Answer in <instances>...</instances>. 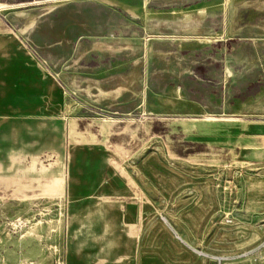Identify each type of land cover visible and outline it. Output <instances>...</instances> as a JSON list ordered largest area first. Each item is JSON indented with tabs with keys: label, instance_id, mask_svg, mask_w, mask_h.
<instances>
[{
	"label": "crops",
	"instance_id": "1",
	"mask_svg": "<svg viewBox=\"0 0 264 264\" xmlns=\"http://www.w3.org/2000/svg\"><path fill=\"white\" fill-rule=\"evenodd\" d=\"M263 1L264 0L252 1L249 3V6L264 10ZM240 40L242 41L237 51L225 57H220L219 55L224 54L229 48L227 47L225 49L224 44L222 46L218 45V43L213 40L200 42V48L197 47L199 45L196 47L193 46L194 44L187 46V56H192L200 50L199 54L206 55L202 58H214L216 67H219L220 64H225L227 57L233 64L247 61L250 71L244 74L243 78H248L250 80L254 77V69H256L253 54L251 50L241 51V47L244 41H246L250 47H253L258 40ZM34 69L35 73L32 75L31 72ZM41 69H43V67L40 60L17 33L6 25L2 29L0 28V73L2 72L4 75L6 74L9 77H14L15 80L17 79V88L19 89V94L6 108L7 115L0 117V179L3 185L6 186L5 189L7 192L13 194L28 193L27 197H29V194L34 191L35 185L43 183L50 169L49 165L51 163H56L51 162L49 157H51V155L53 156L55 153L61 152L60 150L56 151L51 149L50 146H58L60 138L65 131L67 138L65 147L66 153L75 155L74 164L71 165L67 163L66 169L67 172L76 175L78 183L70 188L65 187L62 192V196L65 199L66 218L63 264H180L187 262V260H182L185 257H179L178 259L176 256H169V253L171 249L181 248L182 246V243L176 241L175 233L177 231H179L180 234L183 233L185 237L184 244L186 246L192 243L188 236V234H191V236L193 234L192 226L188 224H185L184 227L178 226L172 218H169L170 222L167 220L165 224H162L160 223L159 217L162 215V212L164 213L166 208L164 204L162 207V201L177 202L182 200L189 201L185 204L184 208H186L185 217L187 218L190 216L188 210H192L194 208L192 204L195 200L199 199L198 187L194 186L193 177H165L157 173V171L161 169V165L165 164L160 161L162 160L160 156V160H157L159 162H156L154 159L152 161L146 160L149 155H160V149L157 146L160 144L161 139L156 137L148 139L154 141V150L142 157L134 165L129 162V160L133 155L138 154L144 145L132 153L127 159H123L116 149L110 145L89 150L75 149L71 145L70 139L80 128L86 129L94 127L98 130L100 139L106 141L110 137L111 132L118 128L119 125L107 128L99 126L98 120L94 119L40 117L39 115L47 110L61 109L63 106V100L56 103V100L34 97L36 91L38 94L43 91L37 83V79H40L43 74ZM113 69L114 68L105 69L102 72ZM131 69L120 70L114 74H127ZM223 69L222 83L225 84L227 82L226 69ZM97 73L98 71L89 77L103 79L110 76L107 75L97 78ZM213 74L215 76L219 75L217 71H214ZM169 82H173L174 84L165 87L167 83L164 89L157 93L145 88L142 104L131 113H134L145 104L146 92L148 90L154 96H163L167 93V89L173 86V93L170 98L173 100L184 98L185 103H174L169 105L167 110L163 113L157 114L156 117H148L149 119L157 121H181L202 119L207 116L223 117L222 115L212 114L213 111L203 112L196 105L195 102L197 101L186 98L183 86L175 83L173 80ZM29 83L33 84V87L30 86ZM250 84H252V89L249 93L254 90L264 89V65H261V71L257 74V80L249 81L246 91L242 94H245L249 90ZM198 87L201 89L204 88L203 85H198ZM239 87H241V84L236 86L238 89ZM190 91L193 93L194 89L190 88ZM220 93L223 95L225 104L223 89H212L202 93L198 97L205 96L206 101L211 100V102L218 103ZM208 94H210L209 97H207ZM242 94L235 95L233 98ZM191 96L194 97L193 95ZM263 98L264 93L256 100L245 105L241 110V114L245 108L253 106ZM230 100L228 105H230ZM209 101L208 103H210ZM191 104L195 106L193 107ZM231 109H233V113L229 115H234L235 108L232 107ZM223 115L228 114L223 112ZM105 119L106 121L115 120L118 123V119L120 118L113 119L106 117ZM133 121L136 120L133 119ZM62 122H65L66 129ZM249 123H252L253 127L250 129H243L242 131H221V128L218 127L214 130L212 129L210 132L201 134L189 133L182 131L180 128H176L172 131L176 132L174 136L181 139V141H190L198 144L202 147L201 149L209 150L216 155H230L233 160L239 162H244L249 165L258 164L259 166H264V120L249 121ZM71 128H73V130ZM125 136L127 135L125 134L124 137ZM107 153L129 172L134 181L140 186L154 205L153 212H149L148 210L144 212L148 218L140 225L139 236L135 244L132 242L134 229L128 222L127 216L129 212L138 210L139 206L137 202L135 200L130 202L125 201L123 204L117 203L111 207L99 204V199L102 196L97 190L103 174L99 162L104 159V155ZM171 154H173L171 151L163 153L166 159L167 157L174 159L171 163H168L169 165L178 167V163H180L182 165L186 164L191 166L195 164L204 167V164L201 162L195 163L187 159V157ZM164 162L167 163L168 160ZM133 167L138 169L142 180H138L132 175ZM118 174L119 170L116 169L114 171L116 180L120 179ZM111 180L113 184H116L114 178ZM255 182L256 183L248 189L249 202L247 203L252 209L259 208L258 206L261 203L260 198L264 195V190L259 187L262 182ZM55 191L58 192V190ZM173 207V203H170V208ZM249 213L251 216L253 215L250 211ZM259 214H262V212H259ZM69 215H72L73 218L72 222L67 223V217ZM163 215L166 216V214ZM175 215L182 217L179 213L177 214V211ZM168 217H172V215L169 214ZM171 222L172 224H170ZM207 226L208 225L204 228L201 226L200 231L202 230L201 232H203V234H206L205 231ZM259 230L264 232V225L260 226ZM232 244V248L238 251L233 264H264V255L259 257L257 253L260 247L246 250V243L243 242L242 239H238V241L234 240ZM163 250H165L166 253L160 254V251ZM251 254H254L255 257L251 258ZM199 264H208V262L204 261L203 263V261H200Z\"/></svg>",
	"mask_w": 264,
	"mask_h": 264
},
{
	"label": "rangeland",
	"instance_id": "2",
	"mask_svg": "<svg viewBox=\"0 0 264 264\" xmlns=\"http://www.w3.org/2000/svg\"><path fill=\"white\" fill-rule=\"evenodd\" d=\"M94 1L106 8H111L113 11L117 10L124 15H127L126 11L138 15H144L145 13L141 9L142 0ZM220 2L224 7L227 6V0H220ZM5 4L7 3L0 0V16L7 13L3 11L7 8ZM57 15H59L56 18L61 24L60 28L64 29L66 33L65 39L59 36L57 29H53V27L51 28L52 30L50 27L49 29L47 28L49 33L43 30L30 38L39 48L42 47V44H45L53 49L54 55H51L50 52H43V55L55 62L61 60L63 55L59 53L64 51V49L67 51L65 56H68V45L74 35V25L78 24L73 20V16L63 19L61 14ZM253 17L254 15L251 12L247 20L250 21ZM50 24L49 21L48 26ZM78 29L81 30L80 35H83L82 38L90 35L87 34L89 33L87 27L81 26ZM14 32L25 42L19 32ZM224 39L225 42L223 44H225L224 47L226 49L227 37L225 36ZM25 44L32 50L28 43L25 42ZM193 46L200 48V42H195ZM32 52L40 60L43 67L41 69L43 74L40 79H37V83L43 91L39 94L36 91L34 97L56 100L57 103L63 100L65 94L73 96L60 82L57 73L51 69L52 65L50 66L47 61H44L33 50ZM56 66L57 63L52 67ZM208 66L209 64L204 63L198 65V68L202 69V67ZM111 68L114 69L107 72L98 71L96 77L112 76L111 74L120 70L131 69L132 65L127 60L113 59ZM31 73L33 75L35 69ZM29 85L33 87V84L29 83ZM172 88L174 87L170 86L167 89V93L163 96H154L148 90L145 104L134 113L105 115L108 118H120L118 123H116V125H119L118 128L111 132L110 137L106 141L100 139L98 130L94 127L80 128L70 139L71 145L75 149L86 150L110 145L116 149L123 159H127L141 146L144 145L145 147L150 143L151 140L148 139L152 137L161 139L160 144L157 146L160 149V155H149L146 160L152 161L154 159L159 162L157 160H160V156L162 159L160 161L163 164L165 163L161 165L159 172L157 171L161 176L193 177L194 186L198 187L199 196V199L192 204L194 208L188 210L190 216L187 218L185 217L186 208L184 206L189 201L161 202L162 207L164 204L166 208L159 217L160 223L165 224V221L167 222L169 218H172L178 226L184 227L185 224H188L192 226L193 230L192 236L188 234L192 243L187 246L184 244L185 237L183 233L180 234L179 231L175 233L176 241L182 243V246L181 248L171 249L169 256H176L178 259L179 257H185L182 260H187V262L180 264H199L200 261H203V263L207 261L208 264H233L238 251L232 248V243L234 240L242 239L246 243V250L260 247L257 253L259 257H262L264 255V232L260 231L259 228L264 225V195L260 198L259 208L252 209L247 202H249L248 189L256 183L255 181L262 182L259 187L264 190V166H259L258 164L249 165L233 160L230 155H216L209 150H203L198 144L190 141H181V139L174 136L176 132L172 130L180 128L182 131L201 134L210 132L217 127L221 128V131L250 129L253 126L249 121L264 120V117L242 116L241 110L245 105L262 95L264 89L254 90L246 94L242 102H234V115H222L223 117L206 115L207 117L202 119L181 121L149 119L148 117H156L157 114L163 113L169 105L185 103L184 98L180 100L170 98L173 93ZM191 105L195 106L194 104ZM133 119L136 121H133ZM62 123H64L66 129L65 122ZM71 129L73 130V128ZM125 134L127 136L124 137ZM62 137L58 146H50L51 149L61 151L49 157L51 162L56 163L49 165L50 169L43 183L40 185L36 184L34 191L29 194V197H27L28 193H0V264H63L66 218L65 199L62 196V192L65 187L75 186L78 183V178L76 175L67 172L66 164L73 165L75 155L66 153L67 138L65 131ZM166 151H171L173 153L171 155L187 157V159L195 163L201 162L204 167L197 166L194 163L191 166L180 163H178V167L169 165L168 163H171L174 159L169 157L166 159V156L164 157L163 155ZM166 160H168L167 163L164 162ZM99 163L103 171L102 180L98 184L97 190L102 196L99 199V204L111 207L117 203L123 204L125 201L135 200L139 206L138 210L129 212L127 216L128 222L134 229L132 242L135 244L139 236L140 225L148 218L144 212L147 210L153 212L154 205L129 172L111 155L105 154L104 159ZM116 169L119 170V180H116L114 176ZM112 178L116 180V184L112 183ZM55 190H58V192ZM170 203H173V208H170ZM176 211L182 217L176 216ZM249 211L253 213L252 216ZM259 212H262V214H259ZM163 214H166V216ZM169 214L172 217H168ZM72 218L73 216L69 215L67 223L72 222ZM206 225H208L205 231L206 234H203L200 228L201 226L204 228ZM164 253H166L165 250L160 251V254ZM254 257L255 255L253 254L251 258Z\"/></svg>",
	"mask_w": 264,
	"mask_h": 264
},
{
	"label": "water",
	"instance_id": "3",
	"mask_svg": "<svg viewBox=\"0 0 264 264\" xmlns=\"http://www.w3.org/2000/svg\"><path fill=\"white\" fill-rule=\"evenodd\" d=\"M190 1L192 0H147V3L148 6L166 8L183 5ZM233 1L230 3V28L234 27V23L231 21L234 17ZM23 20L24 18L20 19V22ZM95 20L97 26L101 25L102 18L97 17ZM17 22L10 20V23L18 30L32 50L44 61H47L50 66H54L51 60L43 55V52H50L51 55H54V50L45 44H42L40 48L35 45L28 37L27 32L20 30L21 24H17ZM85 22L86 19L84 18L77 21L81 26H84ZM4 26L2 25L1 29ZM80 34L81 30L74 29L73 38L68 45L69 48L76 42ZM87 34L99 35L101 33L92 30ZM229 37L258 40L253 47H250L246 41L242 43L241 47V51L251 50L253 54L256 69H254L252 79L243 78V75L250 71L247 61L233 64L227 57L225 64L216 67L214 58L211 57L187 60L178 53L155 51L153 41L105 39L99 36L81 38L77 41L73 54L69 53L68 56L64 54L56 67L51 66V69L57 73L60 82L73 96L65 94L61 109H50L39 116L43 118L94 119L98 120L99 126L112 128L116 126L117 122L115 120L106 121L105 114H130L142 104L145 88L157 93L162 91L170 80L183 86L187 99L197 102L201 98L192 93L190 88H193L199 96L212 89H223L225 104H228L229 100L235 95L246 91L249 81L257 80L261 65H264V20L240 27L234 34H229ZM110 59L130 61L132 62V69L127 74H116L103 79L89 77L101 69V62L104 63L105 68H109L110 63L106 61ZM63 62L64 64L61 67L60 65ZM204 63L209 64V66L202 67V69L198 68V65ZM87 66L91 67L88 68ZM223 68L226 69L227 82L225 84L222 83ZM214 71H217L219 75L215 76ZM17 83L18 80H15L14 77L0 73V117L7 115L6 108L19 94ZM202 83L206 85L201 89L198 85ZM238 84H241L239 89L236 88ZM224 113L232 114L233 109L226 108ZM242 115L264 116V98L253 106L245 108ZM153 150L154 141H151L138 154L133 155L129 162L134 165ZM132 175L136 179L142 180L141 174L135 167L132 168ZM5 187L0 179V193L7 192ZM163 219L166 220L165 217Z\"/></svg>",
	"mask_w": 264,
	"mask_h": 264
},
{
	"label": "flooded vegetation",
	"instance_id": "4",
	"mask_svg": "<svg viewBox=\"0 0 264 264\" xmlns=\"http://www.w3.org/2000/svg\"><path fill=\"white\" fill-rule=\"evenodd\" d=\"M3 1L7 3L5 4L7 8L3 10L7 13L0 16V28L2 25H6L18 32L10 23V20L19 21L17 24H21L20 30L26 31L29 38L34 37L38 34L37 32L47 31V28L49 29L50 27L51 29L53 27V29H57L59 36L65 39L66 33L64 29L60 28L61 24L58 18H56L59 16H56V14H61L63 19L73 16V20L76 22L84 18L86 19L84 27H87L89 31L94 30L101 33L99 35H89L88 37L99 36L105 39L153 41L155 50L165 53H179L183 58L189 60L200 59L206 55L195 53L192 56H187V46L193 45L195 42L207 40H213L222 46L223 42H225V36L227 37L226 41L228 42L227 47L229 50L219 56L225 57L235 53L242 40L230 38L229 34H234L237 29L244 25L254 24L264 19V10L249 6L250 2L256 0L233 1L234 17L231 19L232 23H234L233 28H230V3L232 0H227L226 7L221 4L220 0H192L183 5L166 8L148 6L147 0H142L141 9L144 10V15L130 13L129 11H126L127 15H124L117 10L113 11L111 8H106L94 0ZM262 4H264V1ZM251 12L254 17L249 21L247 18ZM51 13L52 15H50ZM97 17L99 19L102 18L101 25L99 26H97L95 20ZM22 18L24 20L20 22ZM49 21L51 23L50 26H48ZM79 24L75 25V27L80 28L81 25ZM82 37L83 35L78 36L76 42L70 48L68 47L69 53H74L77 41ZM66 53L67 51L64 49L59 54L64 55ZM112 61L113 59L106 61L110 63L109 68H105L104 63L101 62V69L98 71L110 69ZM56 63L58 64L59 62L52 61L53 65H56ZM63 64L64 62L60 66L62 67ZM173 84V82H168L165 87ZM199 85L205 86L206 84ZM251 85L245 94L236 96L230 100V105L224 104V98L221 93L219 94L218 103L211 102V100H208L210 102L208 103L205 100V96L200 97L201 100L195 103L203 112L213 111L212 114L214 115H223L226 108H234V102H242L244 96L252 89ZM193 93L199 96L198 93Z\"/></svg>",
	"mask_w": 264,
	"mask_h": 264
},
{
	"label": "built area",
	"instance_id": "5",
	"mask_svg": "<svg viewBox=\"0 0 264 264\" xmlns=\"http://www.w3.org/2000/svg\"><path fill=\"white\" fill-rule=\"evenodd\" d=\"M229 221V220H228Z\"/></svg>",
	"mask_w": 264,
	"mask_h": 264
}]
</instances>
